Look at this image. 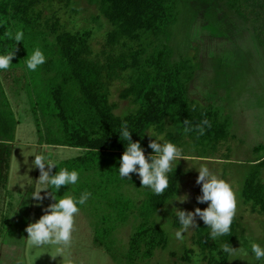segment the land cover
Segmentation results:
<instances>
[{"label":"trees","instance_id":"obj_1","mask_svg":"<svg viewBox=\"0 0 264 264\" xmlns=\"http://www.w3.org/2000/svg\"><path fill=\"white\" fill-rule=\"evenodd\" d=\"M86 1L97 9L90 22L99 21L98 34L92 27H80V10L73 0L64 6L67 19L48 0H0V55L15 51L10 68L0 70V186L8 181L13 143L21 123L12 91L28 102L39 144L79 149L77 155L53 167L52 175L61 168L79 173L75 185L62 186L55 195L73 190L80 198L84 192L91 193L88 200L99 211L94 243L117 264L147 263L169 244L167 230L154 216L178 191L183 171L168 174L169 187L162 195L147 188L143 195L138 193L140 202L130 197L126 185L140 187L141 182L135 173L130 180L119 175L120 158L128 145L120 138L121 125L127 122L132 141L140 142L146 156L155 154L146 141V132L154 126L155 135H164L165 141L182 149L183 156L191 152L212 159L233 136L231 118L216 104L201 102L189 92L200 71L196 60L203 55L196 49L194 55L179 57L172 46V27L178 21L181 0ZM215 3L216 12L227 10L228 15L244 21L264 48V0ZM17 30H22L24 37L16 44ZM6 31L13 33V39L4 35ZM100 34L103 43L96 48L94 42ZM37 47L46 62L33 72L27 69L26 61ZM116 81L124 86L121 99L134 105L124 115L116 113L118 104L111 99ZM186 119L187 127L193 129L187 133ZM204 119L211 127L205 126L204 135H199L194 129ZM222 157L228 156L223 153ZM254 166L244 179L242 199L251 211L264 214V155ZM130 217H135L137 224L120 251L115 231ZM172 225L182 227L176 215ZM241 226L236 215L230 234L214 241L211 229L201 220L192 244H184L181 253L172 249L169 254L177 257L178 264H227L230 256L221 245L233 247L246 239Z\"/></svg>","mask_w":264,"mask_h":264},{"label":"rangeland","instance_id":"obj_2","mask_svg":"<svg viewBox=\"0 0 264 264\" xmlns=\"http://www.w3.org/2000/svg\"><path fill=\"white\" fill-rule=\"evenodd\" d=\"M48 2L57 5L67 19L69 15L64 8L68 4L67 0ZM73 2L74 7L80 10L77 15L80 27H92L98 34L99 21L90 22L92 16L97 14L96 7L86 0ZM215 5V0H181L180 15L172 27L171 41L179 57L194 55L195 50L200 49L202 59L196 60L200 71L191 82L189 92L195 99L211 102L225 111L231 118L233 136L227 144L221 146L215 158L198 157L187 152L189 156H184L186 160L175 162L173 170L183 171L178 191L154 216L155 221L167 230L169 244L166 249L158 250L152 259L142 264H156L157 261L160 264H178L177 257L169 254L170 250L181 253L184 244H192L195 228L183 233L184 239L179 240L175 237V232L181 227H173L172 222L176 210L194 211L197 207L201 210L208 207V202H197V197L202 195V185L196 183L201 166H207L213 174L229 182L236 192V215L240 218L243 229L241 232L247 238L236 246L233 245V248H241L243 251L230 256L227 264H264V259L256 260L251 252L252 243L264 247V214L251 211L242 199L244 179L255 167V160L264 155V48L244 21L228 15L227 10L216 12ZM94 43L96 48L101 46V34ZM123 87L121 81H116L112 87L111 99L118 104L116 113L119 115L134 108L131 101L121 99ZM10 92L21 123L17 127L13 143L8 181L0 186V264H117L104 248L94 243V224L99 211L95 210L89 200L79 206L80 212L75 216L76 230L73 232L72 246L63 256H56L54 247L34 248L27 243L26 227L38 221L45 214L44 209L56 202L45 191L41 192V196L45 197L43 201H37L31 195L36 188L41 187L37 183L39 169L33 165L35 155L50 156L58 163L77 155L79 149L39 144L33 116L27 110L28 102H23L21 96ZM160 135L151 138L146 135L147 143ZM160 142H166L165 137ZM223 153L228 157H222ZM126 190L130 197L137 199L138 193L143 195L147 188L126 185ZM47 193H51V189ZM64 194L79 199L73 190L61 192L56 195L57 199ZM181 198H186L183 203L179 200ZM201 220L197 217L196 223ZM136 224L135 217H130L115 231V244L120 251L127 244L128 236ZM181 263L190 264L184 261Z\"/></svg>","mask_w":264,"mask_h":264},{"label":"clouds","instance_id":"obj_3","mask_svg":"<svg viewBox=\"0 0 264 264\" xmlns=\"http://www.w3.org/2000/svg\"><path fill=\"white\" fill-rule=\"evenodd\" d=\"M4 35L13 39L11 31H6ZM23 37V31L17 30L14 35L16 44L21 42ZM14 56L15 51L0 55V70H8ZM45 62L44 53L37 47L26 61L27 69L34 72ZM183 124L185 133L193 130L187 127L189 124L187 119L183 121ZM205 126L211 127V123L207 119L202 120L194 130L199 135H204ZM146 133L152 137L155 134L154 126L150 127ZM120 138L128 141L126 150L120 158V177L130 180L132 174H138L142 187L151 189L156 195H162L169 187L168 174L172 172L175 162L180 159L186 160L182 149L172 142L161 143L164 136L160 135L157 139L150 140L148 144L155 154L146 156L140 142L132 141L126 121L121 125ZM33 165L39 169L40 175L37 183L41 187L31 193L32 197L37 201H43L45 197L41 196V192L45 191L56 202L44 209L45 214L38 221L26 227L27 243L34 248L54 247L56 256H63L72 246L73 232L76 230L75 216L80 212L78 205H84L91 193L84 192L79 199L70 194H64L57 199L55 193L62 186L75 185L79 180V173L76 170L69 171L67 168H61L55 175H52V169L57 166V162L46 155H35ZM46 166L47 170H45ZM198 172L196 183L202 185V195L197 197V202H208V207L203 210L197 207L194 211L176 210L175 214L182 227L175 232V237L183 240V233L197 227L196 218L199 217L211 229L210 237L215 241L218 237L229 235L231 232V226L237 213V196L233 186L213 174L207 166H201ZM50 188L55 192L47 193ZM185 199L179 200L183 203ZM221 248L229 256H235L238 252L243 251L241 248L236 249L228 244L221 245ZM251 252L256 260L264 259V247L260 244L252 243Z\"/></svg>","mask_w":264,"mask_h":264}]
</instances>
